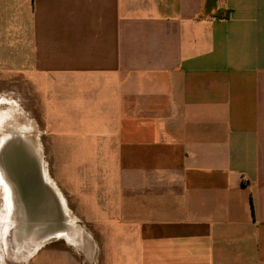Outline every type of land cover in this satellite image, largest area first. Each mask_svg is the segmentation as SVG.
<instances>
[{
	"label": "crops",
	"instance_id": "1",
	"mask_svg": "<svg viewBox=\"0 0 264 264\" xmlns=\"http://www.w3.org/2000/svg\"><path fill=\"white\" fill-rule=\"evenodd\" d=\"M5 84L97 167L91 234L28 213L0 264H264V0H0Z\"/></svg>",
	"mask_w": 264,
	"mask_h": 264
},
{
	"label": "rangeland",
	"instance_id": "2",
	"mask_svg": "<svg viewBox=\"0 0 264 264\" xmlns=\"http://www.w3.org/2000/svg\"><path fill=\"white\" fill-rule=\"evenodd\" d=\"M11 86L12 84H5L2 98L15 104L16 112L21 119V129L26 133L30 132L33 136L35 146L32 164L34 171L40 173L36 178L38 184H36L34 178L31 179L36 184L33 201L25 202L26 196H24L20 204L23 207L20 206L22 208L20 213L23 217H27L26 214L28 213H30V216H35L37 226L40 225L38 229H42L41 220L45 222V218L49 222L48 224H51L52 240L56 241L54 247L72 249L71 246H75V243L82 237V231L90 234L93 231L90 226H82L80 223L82 218L79 215L80 212L76 211V207L82 202V189L84 187L86 190V195L83 191L85 202L92 198L91 187L93 183L95 184V180L83 178V175L91 172L97 167V164L76 162L77 152L74 140L71 141L72 146L69 151L71 157H67V162H61L60 159L64 154L61 144L67 139L62 138V141L60 140V135L63 133L65 135L66 131L60 130L59 127L61 122L59 109L49 107L50 100L45 98L44 90L37 88L35 94L33 92L28 93L27 87L21 84L18 93ZM17 95H20V97H17ZM1 107L3 108L2 112L8 111V105L5 104ZM53 124L58 128L49 130L48 128ZM70 132L74 138V131ZM68 141L70 142L69 139ZM83 167H86L85 171H83ZM43 173L49 179V186H46L45 190H42L39 185ZM24 180L27 181L26 178ZM25 188L28 187L24 186V192ZM5 197L6 192L0 193V255L3 253L4 257H7L8 254H10L9 256L17 254V250H22L23 247L14 244L15 239H19L17 232L20 231L18 223L13 221V210L17 209L16 205L12 210L11 207L7 206ZM63 208H66L67 212H64ZM27 209H30V211ZM47 239L50 240L51 238ZM3 242L7 247L4 246ZM37 247L39 248L38 245ZM21 254L20 251V256Z\"/></svg>",
	"mask_w": 264,
	"mask_h": 264
},
{
	"label": "bare ground",
	"instance_id": "3",
	"mask_svg": "<svg viewBox=\"0 0 264 264\" xmlns=\"http://www.w3.org/2000/svg\"><path fill=\"white\" fill-rule=\"evenodd\" d=\"M5 104L8 105V111L2 112L3 108L1 106ZM20 121L21 119L16 112L15 104L9 100L0 98V193L6 192L5 202L8 207H11L13 210V207L16 205L17 209L13 210V221L14 223L15 221L18 223L19 229L22 232L23 225L26 223V217H23L20 213V210L23 208L20 204L24 196H26L25 202L33 201L32 198L36 193L34 188L38 184L36 178L40 173L34 171L32 164L35 146L34 138L30 132L26 133L21 129ZM33 178L36 184L32 181ZM40 180L41 183L39 185L42 187V190H45L46 186H49V179L43 173ZM24 186L28 187L25 188V192ZM63 211L67 212V209L63 208ZM41 221L43 225L44 222L43 220Z\"/></svg>",
	"mask_w": 264,
	"mask_h": 264
}]
</instances>
